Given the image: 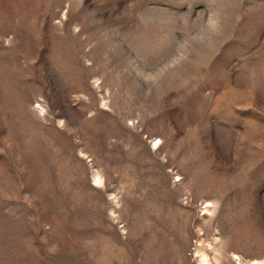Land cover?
Returning <instances> with one entry per match:
<instances>
[{"label": "rangeland", "instance_id": "1", "mask_svg": "<svg viewBox=\"0 0 264 264\" xmlns=\"http://www.w3.org/2000/svg\"><path fill=\"white\" fill-rule=\"evenodd\" d=\"M264 260V0H0V264Z\"/></svg>", "mask_w": 264, "mask_h": 264}, {"label": "bare ground", "instance_id": "2", "mask_svg": "<svg viewBox=\"0 0 264 264\" xmlns=\"http://www.w3.org/2000/svg\"><path fill=\"white\" fill-rule=\"evenodd\" d=\"M199 257L200 264H213L208 257V254H206L205 252H202ZM237 261L239 264H264V260H253L252 262H245L240 257H237Z\"/></svg>", "mask_w": 264, "mask_h": 264}]
</instances>
